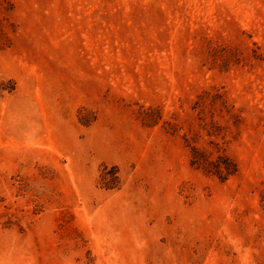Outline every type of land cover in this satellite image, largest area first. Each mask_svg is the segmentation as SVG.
<instances>
[{
  "label": "rangeland",
  "instance_id": "374dc122",
  "mask_svg": "<svg viewBox=\"0 0 264 264\" xmlns=\"http://www.w3.org/2000/svg\"><path fill=\"white\" fill-rule=\"evenodd\" d=\"M0 264H264V0H0Z\"/></svg>",
  "mask_w": 264,
  "mask_h": 264
},
{
  "label": "trees",
  "instance_id": "16d2710c",
  "mask_svg": "<svg viewBox=\"0 0 264 264\" xmlns=\"http://www.w3.org/2000/svg\"><path fill=\"white\" fill-rule=\"evenodd\" d=\"M191 165L192 167L202 170L207 174L217 176L221 181H226L234 176L237 171V165L225 153L218 150L217 155L212 157L210 153L202 151L193 146L191 148Z\"/></svg>",
  "mask_w": 264,
  "mask_h": 264
}]
</instances>
